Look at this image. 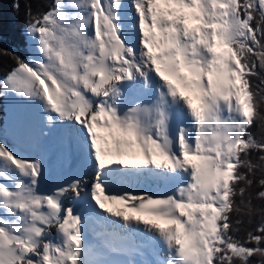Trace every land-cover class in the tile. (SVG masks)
Masks as SVG:
<instances>
[{
  "label": "snow or ice",
  "instance_id": "obj_1",
  "mask_svg": "<svg viewBox=\"0 0 264 264\" xmlns=\"http://www.w3.org/2000/svg\"><path fill=\"white\" fill-rule=\"evenodd\" d=\"M25 15L30 54L2 51L0 264H264V0Z\"/></svg>",
  "mask_w": 264,
  "mask_h": 264
},
{
  "label": "trees",
  "instance_id": "obj_2",
  "mask_svg": "<svg viewBox=\"0 0 264 264\" xmlns=\"http://www.w3.org/2000/svg\"><path fill=\"white\" fill-rule=\"evenodd\" d=\"M2 7H0V77L7 73L11 67L14 66L15 61L10 55H3L2 51L7 50L13 55H19L26 58L28 55L27 41L24 35V29L28 17L25 15V7L31 2L33 11H47L48 6L51 5L53 0H20L21 7L17 11L13 8L14 0H0ZM2 100L0 99V115H5ZM261 178L258 173L256 182ZM259 187L254 185L249 191L255 196L259 191ZM253 204L257 207L264 206V201L253 199ZM244 223L239 233L241 238H246L247 230L253 228L258 222L259 218H253L251 224L248 223V217H243Z\"/></svg>",
  "mask_w": 264,
  "mask_h": 264
},
{
  "label": "rangeland",
  "instance_id": "obj_3",
  "mask_svg": "<svg viewBox=\"0 0 264 264\" xmlns=\"http://www.w3.org/2000/svg\"><path fill=\"white\" fill-rule=\"evenodd\" d=\"M129 5L131 6V0H129ZM27 43H28L27 48H28V51H29L28 52V55H29L30 52H31V44H30V42H27ZM1 100H2L3 107H4V111L7 114L9 112V110L12 108V106L14 104V101H12V100H3V99H1ZM6 114L5 115H0V117L7 118Z\"/></svg>",
  "mask_w": 264,
  "mask_h": 264
},
{
  "label": "bare ground",
  "instance_id": "obj_4",
  "mask_svg": "<svg viewBox=\"0 0 264 264\" xmlns=\"http://www.w3.org/2000/svg\"><path fill=\"white\" fill-rule=\"evenodd\" d=\"M127 3H128V5H129V0H127ZM129 10H131V6L129 5Z\"/></svg>",
  "mask_w": 264,
  "mask_h": 264
}]
</instances>
